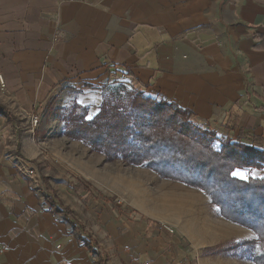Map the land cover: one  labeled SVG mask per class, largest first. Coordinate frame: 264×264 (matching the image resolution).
I'll list each match as a JSON object with an SVG mask.
<instances>
[{"label": "crops", "instance_id": "crops-1", "mask_svg": "<svg viewBox=\"0 0 264 264\" xmlns=\"http://www.w3.org/2000/svg\"><path fill=\"white\" fill-rule=\"evenodd\" d=\"M122 73L133 89L214 125L246 102L239 127L264 137V112L254 110L264 105V0H0V264H97L69 218L54 213L51 190L106 264H254L235 244L254 233L216 214L201 190L109 162L42 114L71 84L94 117L96 92L131 86L110 82Z\"/></svg>", "mask_w": 264, "mask_h": 264}, {"label": "trees", "instance_id": "trees-1", "mask_svg": "<svg viewBox=\"0 0 264 264\" xmlns=\"http://www.w3.org/2000/svg\"><path fill=\"white\" fill-rule=\"evenodd\" d=\"M118 80L116 77L110 82ZM126 83L134 86L131 79L123 81ZM251 95L255 92L247 80L244 96L249 100ZM116 100L103 101L92 118H88L87 106L75 103L62 114L65 135L104 155L107 161L120 159L150 168L163 178L202 190L222 217L256 234L255 239L242 245L255 264H264V176L237 175L238 171L264 169V137L239 127L246 102L232 104L217 130L213 121L175 102L146 96L143 91L132 90ZM54 104V99L47 102L45 115ZM254 110L264 112V105ZM0 112L7 113L1 104ZM49 195L56 205L54 213L69 218L73 231H78L79 242H84L91 254L100 256L97 264H106V253L70 208L62 205L53 190Z\"/></svg>", "mask_w": 264, "mask_h": 264}, {"label": "rangeland", "instance_id": "rangeland-1", "mask_svg": "<svg viewBox=\"0 0 264 264\" xmlns=\"http://www.w3.org/2000/svg\"><path fill=\"white\" fill-rule=\"evenodd\" d=\"M58 36H59V34L57 33L56 35H55V41L57 40V38H58ZM82 85V84H81ZM133 85H131V86H127V85H122L121 83L120 84H117V85H115L114 87H112V86H110V88H106V89H104V88H102V89H100V91H98V92H96V94H95V96H93L94 98L92 99V101L91 102H96V101H100V102H103V101H105V100H108V101H112V102H115V101H117L116 99L120 96V95H122V96H124V97H127V95H128V93L130 92V91H132V90H134L135 91V89H133ZM83 88V87H82ZM65 90H63V91H59L58 93L57 92H54V95H52L50 98H49V100L50 99H54L55 100V104H54V106H53V108H52V110L48 113V114H46V116H49V115H54V116H56L57 117V119L59 120H62V114L64 113V111H66V110H69V109H71L72 108V106L75 104V103H78L79 101L81 102V100H83V97H81V95L83 94V92L81 91L82 89L81 88H78V87H75V86H73V85H71V84H68L67 85V87H65L64 88ZM136 91H140V90H136ZM83 96H85V95H83ZM42 114H44V111H43V113ZM34 115H37L38 117H39V115L36 113V110H34L33 112H32V114H31V117L32 116H34ZM45 115V114H44ZM45 125H49V123H44ZM57 124H59V123H51L50 125L51 126H53V127H55V126H57ZM40 125V117H39V123H38V126ZM27 126H29V123L27 124ZM38 126H37V128H38ZM214 128H216L217 130H220V126H219V124L218 123H216L215 125H214ZM222 130V129H221ZM106 159V158H105ZM120 160V159H119ZM115 161H118V160H115ZM120 161H122V162H124L123 160H120ZM109 162H114V161H109ZM124 163H126V162H124ZM128 164V163H127ZM128 165H130V164H128ZM134 166H136V165H134ZM142 167V166H141ZM144 168H146V167H144ZM148 169H150V168H148ZM151 170V169H150ZM153 171V170H152ZM155 174H157L155 171H153ZM247 171H238L237 172V175H239V176H241V177H246L247 175H250V173H246ZM253 174H254V176H264V172L262 171V169H260V170H254L253 171ZM158 175V174H157ZM159 177H153V178H157V179H160V180H162V179H165V180H172V179H168V178H163V177H161L160 175H158ZM145 184H149L148 182H150L149 181V179H146L145 178ZM172 181H175V182H180V183H183V184H185V185H187L186 183H184V182H181V181H177V180H172ZM187 186H189V185H187ZM189 187H192V188H195V187H193V186H189ZM195 189H198V188H195ZM198 190H200V189H198ZM202 191V190H201ZM203 192V191H202ZM204 193V192H203ZM161 194V193H160ZM205 194V193H204ZM206 195V194H205ZM161 196H163L162 194H161ZM117 199H119V198H117ZM162 200V202H163V199L164 198H161ZM210 199V198H209ZM121 202V201H120ZM119 202V203H120ZM161 202V203H162ZM164 204V203H163ZM210 204H211V207L213 208V210L215 211V213L216 214H218V215H220L221 216V214H220V212H219V208L216 206V205H214L212 202H211V200H210ZM224 218V217H223ZM225 219V218H224ZM227 220V219H226ZM229 221V220H228ZM231 222V221H230ZM160 223H167V222H160ZM168 224V223H167ZM170 225V224H169ZM240 226H242V225H240ZM244 227V226H243ZM244 228H246V227H244ZM246 229H249V228H246ZM250 231H252L251 229H249ZM253 232V231H252ZM254 233V232H253ZM256 238V234L254 233V238L253 239H255ZM253 239H250V240H253ZM250 240H240V241H237V242H235V244L236 245H239V244H241L242 245V243H243V241H250ZM246 247V246H245ZM247 248V247H246ZM246 252H245V250L242 252V254L243 255H246L245 254ZM254 263V262H253ZM255 264V263H254Z\"/></svg>", "mask_w": 264, "mask_h": 264}, {"label": "built area", "instance_id": "built-area-1", "mask_svg": "<svg viewBox=\"0 0 264 264\" xmlns=\"http://www.w3.org/2000/svg\"><path fill=\"white\" fill-rule=\"evenodd\" d=\"M119 78V77H118ZM128 78V74L127 73H122L120 75V78L119 80L121 81H126ZM38 123H39V117L37 115H34L31 117V126L32 128H37L38 126ZM22 171L28 175L34 182H36L38 180V174H37V170L35 167L31 166V165H26L24 167H21ZM161 226L167 230L168 232L170 233H173L174 232V228L167 224V223H161Z\"/></svg>", "mask_w": 264, "mask_h": 264}]
</instances>
